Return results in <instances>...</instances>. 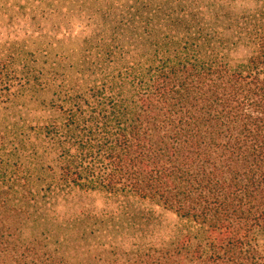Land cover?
<instances>
[{
	"label": "trees",
	"instance_id": "16d2710c",
	"mask_svg": "<svg viewBox=\"0 0 264 264\" xmlns=\"http://www.w3.org/2000/svg\"><path fill=\"white\" fill-rule=\"evenodd\" d=\"M24 5L38 35L0 53V264H79L32 229L52 222H130L93 264H264V0Z\"/></svg>",
	"mask_w": 264,
	"mask_h": 264
},
{
	"label": "rangeland",
	"instance_id": "374dc122",
	"mask_svg": "<svg viewBox=\"0 0 264 264\" xmlns=\"http://www.w3.org/2000/svg\"><path fill=\"white\" fill-rule=\"evenodd\" d=\"M25 3L26 0H0V53L13 41L34 39L38 35L29 19L22 18L23 13H18V7H21V5L25 6ZM6 6L8 15H5ZM26 11L29 10L27 9ZM1 61L0 54V63H2ZM8 114L11 115L9 110L0 106V119L1 115ZM83 201L86 203L93 201L95 205L101 206V201L98 199L87 198L83 199ZM125 205L127 206V211L133 210L135 212H140L144 207L146 209L151 208L161 213L160 218L163 216V224L172 225L176 223V218L172 214L162 212L157 205H150L147 202L138 203L133 200ZM119 217L121 218V216ZM62 223L63 225L60 222H52L50 225H39V227H33L32 229L51 230L53 249H56L60 255L68 257L73 263L93 264L96 260L119 259V257H122V251L131 250L130 246L132 241H134L130 233L125 229V226H128L130 222H123L121 226L115 225V227L113 225L94 227L82 222L67 226L64 222ZM115 230H118V232L116 233ZM113 252L116 253L113 254Z\"/></svg>",
	"mask_w": 264,
	"mask_h": 264
}]
</instances>
